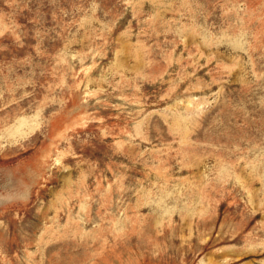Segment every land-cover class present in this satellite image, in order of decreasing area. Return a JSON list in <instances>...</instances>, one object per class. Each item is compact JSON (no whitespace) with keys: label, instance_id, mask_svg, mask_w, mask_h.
<instances>
[{"label":"rangeland","instance_id":"obj_1","mask_svg":"<svg viewBox=\"0 0 264 264\" xmlns=\"http://www.w3.org/2000/svg\"><path fill=\"white\" fill-rule=\"evenodd\" d=\"M0 264H264V0H0Z\"/></svg>","mask_w":264,"mask_h":264}]
</instances>
